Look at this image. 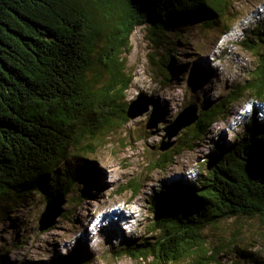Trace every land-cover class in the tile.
<instances>
[{
    "label": "trees",
    "instance_id": "trees-1",
    "mask_svg": "<svg viewBox=\"0 0 264 264\" xmlns=\"http://www.w3.org/2000/svg\"><path fill=\"white\" fill-rule=\"evenodd\" d=\"M229 5L228 0H0V205L35 192L46 201L66 198L91 176L84 159L92 152L88 146L128 119V106L122 116L107 107L131 83L121 56L136 28L146 26L159 45L179 24L212 28ZM254 35L256 43L244 46L257 66L240 93L264 102V55L256 47L264 33L257 29ZM239 98L234 92L198 110L193 137L204 135ZM251 119L249 137L212 147L198 186L155 191L149 200L150 237L123 245L117 256L146 264H220L207 247V227L255 218L264 225V123ZM182 142L170 157L161 154L153 170L170 164L188 143ZM125 189L135 196L140 184L130 181Z\"/></svg>",
    "mask_w": 264,
    "mask_h": 264
},
{
    "label": "rangeland",
    "instance_id": "rangeland-1",
    "mask_svg": "<svg viewBox=\"0 0 264 264\" xmlns=\"http://www.w3.org/2000/svg\"><path fill=\"white\" fill-rule=\"evenodd\" d=\"M228 1V12L212 28L179 24L159 45L151 41L146 26L134 30L121 56L131 83L107 109L122 116L125 106L141 98L134 111H148L88 146L92 152L84 159L91 176L75 184L53 227L39 231L44 194L1 202L0 264H146L116 253L123 245L150 237L149 200L155 191L198 186L213 146L223 149L249 137L253 115L257 124L264 123V102L240 93L257 66V57L244 45L256 43L257 29L264 33V0ZM256 47L264 55V43ZM234 92L240 98L228 103L204 135L193 137L192 125L170 140L168 150L159 151L168 141L163 139L165 129L185 107L194 104L203 111ZM184 140L188 143L169 158L170 164L153 170L161 154H175L171 149ZM130 181L140 184L135 196L124 190ZM203 235L220 264H264V225L257 218L229 219L220 227H207Z\"/></svg>",
    "mask_w": 264,
    "mask_h": 264
},
{
    "label": "water",
    "instance_id": "water-1",
    "mask_svg": "<svg viewBox=\"0 0 264 264\" xmlns=\"http://www.w3.org/2000/svg\"><path fill=\"white\" fill-rule=\"evenodd\" d=\"M141 98L128 105L127 118L132 120L137 116H140L148 111V107H145L142 111H134V106L138 105ZM138 107V106H136ZM198 107L194 104H190L184 108V110L174 119L170 126L165 129V136L163 139H167V143L162 142L159 148L160 152L168 150L173 143L170 142L182 129H185L198 121ZM64 195H57L52 199L46 201L44 211L39 219V231L43 232L53 227L57 218L62 214V206L65 204Z\"/></svg>",
    "mask_w": 264,
    "mask_h": 264
}]
</instances>
